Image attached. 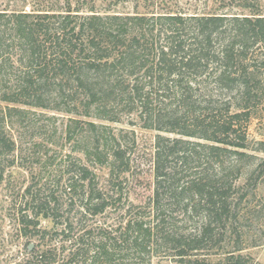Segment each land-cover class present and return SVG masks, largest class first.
<instances>
[{"label": "trees", "instance_id": "1", "mask_svg": "<svg viewBox=\"0 0 264 264\" xmlns=\"http://www.w3.org/2000/svg\"><path fill=\"white\" fill-rule=\"evenodd\" d=\"M83 2L86 11L69 0L66 10L0 11V184L17 162L12 120L22 121L31 109L87 119L75 121L72 132L87 129L86 154L109 171L101 187L89 166L74 163L63 189L77 214L64 220L54 194L46 200L37 185L26 189L27 205L37 211L22 215L21 224L33 225L42 243L50 239L26 264H150L165 252L179 264H212L198 252L216 227L227 229L237 217L245 186L238 183L241 167L256 159L248 153L257 149H250L246 115L232 109L264 93L262 7L258 0H239L249 13L101 16ZM256 47L263 57L254 69L247 61ZM132 114L143 128L162 133L150 218L129 211L115 227L83 225L116 205L123 211L129 200L122 186L131 174L134 133L130 141V133L114 134L96 122L121 123ZM174 213L182 220L198 216L201 226L185 232ZM39 217L52 219L54 229H39ZM248 261L232 252L217 264Z\"/></svg>", "mask_w": 264, "mask_h": 264}, {"label": "rangeland", "instance_id": "2", "mask_svg": "<svg viewBox=\"0 0 264 264\" xmlns=\"http://www.w3.org/2000/svg\"><path fill=\"white\" fill-rule=\"evenodd\" d=\"M72 8L80 7L86 11L87 6L83 1L94 5L97 14L104 15H184V16H210V15H242L249 13L239 5V0H69ZM79 1V2H78ZM68 0H0V11H26L48 9L66 10ZM264 14V0H258ZM84 5V6H83ZM84 7V8H82ZM40 9V10H41ZM253 54L247 63L252 68L259 65L262 50L254 48ZM256 66V67H255ZM239 104V103H238ZM5 107V105H3ZM233 112L245 113L247 121L244 127L248 133L250 149L256 159L246 161L241 167L242 177L239 185L244 184V190L239 197L244 196L239 205V213L232 219V224L226 229H215L213 239L204 244L198 259L217 264L230 253H241L249 258L248 264H264V93L258 101L245 106H234ZM83 117L67 115L56 110L31 109L23 117L22 121L12 120L13 134L17 141L15 158L16 166L7 170L5 180L0 184V264H26L31 261L32 254L48 244H45L38 236H35L33 225H22L21 216L37 211L34 205H27L30 198L25 195L29 186H38L41 199H51L54 194L62 204L61 216L63 220L68 216H75L77 208H72L70 197L64 191L65 181L69 172L73 170L74 163L89 166L101 187H106L109 179V171L106 167L95 166L97 160L86 154L91 145V135L78 129L73 133L75 121H85ZM94 121V120H91ZM106 124L111 132L118 134L123 131L130 133L132 141L134 133L135 146L129 144L131 157V174L124 182V195L128 193V201L123 211L121 206L109 209L100 217L86 220V226H117L128 212L131 216L142 212L144 217L150 218L148 203L153 183V166L155 157V144L158 135L155 130L143 128L137 114L124 115L121 123L96 122ZM73 131V132H72ZM174 138V135L163 134ZM124 141V140H123ZM128 142V141H127ZM127 144V145H128ZM231 178L235 177V173ZM65 179V180H64ZM64 188V189H63ZM238 194V193H237ZM234 192L233 197H235ZM77 200V199H76ZM78 203V201H77ZM125 203V198L123 200ZM118 205H121L119 203ZM29 210L25 211L27 209ZM138 208H131V207ZM30 211V212H29ZM30 216V217H31ZM80 217V215H79ZM178 218L180 227L185 232L197 230L202 223L198 216L193 218ZM39 229L52 231L55 223L52 219L38 218ZM114 226V227H115ZM97 234V233H96ZM96 234L94 237H96ZM98 235V234H97ZM33 249L29 251V246ZM239 250V252H238ZM172 252H165L153 257L150 264H179L174 260Z\"/></svg>", "mask_w": 264, "mask_h": 264}, {"label": "water", "instance_id": "3", "mask_svg": "<svg viewBox=\"0 0 264 264\" xmlns=\"http://www.w3.org/2000/svg\"><path fill=\"white\" fill-rule=\"evenodd\" d=\"M33 249V245L29 246V251H31Z\"/></svg>", "mask_w": 264, "mask_h": 264}]
</instances>
